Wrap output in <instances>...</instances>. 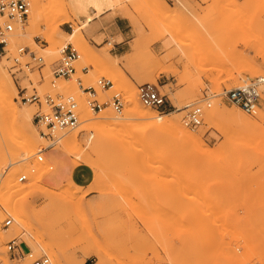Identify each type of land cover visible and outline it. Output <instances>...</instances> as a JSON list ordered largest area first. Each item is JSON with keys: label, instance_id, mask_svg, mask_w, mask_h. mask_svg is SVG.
Masks as SVG:
<instances>
[{"label": "rangeland", "instance_id": "374dc122", "mask_svg": "<svg viewBox=\"0 0 264 264\" xmlns=\"http://www.w3.org/2000/svg\"><path fill=\"white\" fill-rule=\"evenodd\" d=\"M155 1L116 0L111 19L123 17L129 25L127 38L96 37L91 26L85 28L87 41L72 43L81 55L77 72L52 86L53 66L68 44L62 32L71 33L69 24L75 27L97 15L76 10L68 0H33L28 21L16 29L10 56L19 47L43 56L44 80L37 69L25 67L28 57L17 73L6 58L0 65L18 90L16 105L33 116L38 105L26 103L22 95H32L34 88L41 95H74L81 120L86 110L95 114L89 100L107 102L117 93L123 97V112L117 113L111 103L101 112L129 116L128 95L135 92L142 108L179 121L205 142L204 150L194 143L184 146L169 134L154 139L152 131L126 142L115 133L106 146L92 148L88 123L81 122L69 133L78 134L81 159L57 149V135L44 137L49 145L36 149L33 157L16 158L21 139L0 103V264H31L8 251L14 238L37 255L48 254L55 264H264V0H164L167 13L156 11ZM38 5L40 27L34 30L32 14ZM51 25H58L54 41L47 37ZM106 38L128 42L129 52L113 56L112 46L103 43ZM103 78L113 87L102 89L98 81ZM79 79L97 95L80 88ZM253 82L261 92L255 115L218 95ZM145 83L166 95L165 111L143 105L138 86ZM205 92L212 94V106L206 108L203 125L192 129L185 118L193 106L205 105ZM30 129L43 136L33 120ZM166 160L182 165L185 174L157 175L156 166ZM43 161L51 171L41 179L35 163ZM74 163L82 172L76 181L66 173ZM23 174L28 178L22 182ZM64 185L77 192L79 201L61 198ZM23 210L29 213L30 229L14 217ZM8 216L14 223L7 229Z\"/></svg>", "mask_w": 264, "mask_h": 264}, {"label": "built area", "instance_id": "2783aa9c", "mask_svg": "<svg viewBox=\"0 0 264 264\" xmlns=\"http://www.w3.org/2000/svg\"><path fill=\"white\" fill-rule=\"evenodd\" d=\"M32 8L33 0H0V60L2 61L6 58L8 61H12L13 64L10 69L13 73H17L23 71L22 58L28 57L30 60L25 63V67L33 70L37 69L41 74V80H44L42 70L47 66V63L43 56L29 47H19L17 55L10 56V46L12 39L16 36V29L19 25L22 26L28 21ZM69 27L73 29L71 24H69ZM120 43L109 39L104 41L105 45L112 46L113 49ZM60 55V59L52 69V86H56V81L59 79H70L77 72L75 63L81 57L79 51L71 43L64 45L60 49ZM78 84L86 93H90L92 96L97 95L95 88L93 86L84 87L81 79H79ZM98 85L102 89H110L113 87V82L103 78L98 81ZM138 92L143 105L161 111L167 109L168 98L166 95H162L154 85L150 83L142 84L138 86ZM26 94L27 92L22 95V100L26 101V103L37 104L39 107L33 121L44 137L55 138L59 133L69 132L79 127L81 114L79 103L74 95H52L50 93L41 95L37 88H34L32 95L27 96ZM210 95L212 94L205 92L203 98L205 105L197 104L188 112L185 118V124L188 127L198 129L203 125L206 108L209 109L212 106ZM218 95L223 101L238 105L251 115L257 114L259 110L261 92L257 82L225 90ZM110 103L117 113L121 114L123 112V97L119 93L115 94L111 101L101 102L96 98L88 101L91 110L95 113L102 111ZM44 106H46V109H44ZM27 178V174H23L19 177V181H26ZM13 223L14 218L8 216L4 220V227L8 229ZM7 247L14 258H28L31 264H55L48 254L37 255L28 244L24 241H19L17 238L10 240L7 243Z\"/></svg>", "mask_w": 264, "mask_h": 264}, {"label": "bare ground", "instance_id": "6f19581e", "mask_svg": "<svg viewBox=\"0 0 264 264\" xmlns=\"http://www.w3.org/2000/svg\"><path fill=\"white\" fill-rule=\"evenodd\" d=\"M69 3L76 8V10H82L83 12H91L92 14H96L97 16H100L102 12H104L106 9H115L117 7L116 0H68ZM155 7L156 11H165L167 13L168 6L164 0H156L155 1ZM40 6L38 5L32 14V27L35 29H38L40 26ZM170 20L168 22L174 21L173 18H169ZM92 19L85 21L83 24H78L77 26L73 27V31L71 33L68 32H62V36L66 38L68 43L73 42H83L85 43L86 37H85V28L88 27ZM49 32L47 33V37L49 41H54L55 36L54 34L58 32V25H51L49 28ZM51 30V33H50ZM35 32H24L22 36L31 37L33 33ZM17 36V32H16ZM14 38L12 39L13 42ZM179 46V45H178ZM52 54V53H51ZM108 58L112 61H115V58L113 56H108ZM117 60V59H116ZM0 103L1 106L4 108L6 113L8 114L9 118L13 122V125L15 126V129L18 132V138L21 139L18 146V157H24L25 159H29L33 157L36 154V149L44 150L47 148L49 144H46L44 141V136H41L38 134L37 131L31 130L30 125L33 120V114L32 111L29 109L20 110L18 106L16 105L15 99L18 94V90L10 77V75L3 69V67L0 65ZM128 99L130 102V114L129 116L125 118H117L111 113L107 112H97L93 114L90 110H86L85 118L84 120H81V122H87L85 129L91 132L92 134V141L91 145L92 148H100L102 146H106L109 138L111 135L118 133L121 134V140L122 142H126L127 139L131 137H140L144 133H147V131H152L155 133V138L158 139L164 136H167L169 134V137L173 140H177L183 143L184 146L191 145L194 143L199 150H204V147L206 146L205 142L195 134L191 133L189 130L186 129L179 121H176L169 117V115H162L157 111L152 110H146L140 106L138 103L137 95L135 92L128 95ZM144 107V106H143ZM103 111V110H102ZM106 111V110H105ZM110 112V111H109ZM128 115V114H127ZM209 119H212V114H210ZM80 122V123H81ZM73 131V130H72ZM69 132L59 133L57 134L55 144H58L57 149H62L67 151L71 155H75L78 159L82 158V154L84 153V149L82 145L79 143L78 134L77 132L70 134ZM115 140H112V143H114ZM39 146V147H38ZM122 146V145H121ZM38 147V148H37ZM50 147V146H49ZM40 159V158H39ZM43 159V158H41ZM40 161V160H39ZM44 162V161H43ZM167 162V163H164ZM162 164L156 166V169L154 172L157 175H184L186 170L182 165H177L173 161H164ZM42 163V162H41ZM36 164V171L39 172L40 178L42 179V175L50 171V168H48V162L45 161L44 164L35 163ZM8 182V188H11L12 184H9ZM66 187V185H64ZM63 187V188H64ZM62 189V188H61ZM79 190L78 188H76ZM61 198H68L70 200H73L74 202H77L78 195L77 192L74 191V189L67 186L63 191L60 193ZM50 197V196H49ZM4 204L10 208L12 205L10 203H7L8 201H4ZM42 214V213H41ZM16 222L20 224L22 227H27L30 229V227L27 226L26 217L29 215L27 211H20L19 213L15 214ZM17 224V225H18ZM31 226V224H28ZM21 231H19L20 233ZM24 232V231H22ZM38 233L42 234V231H38ZM21 234V233H20ZM26 235V233H25ZM0 238V243H1ZM33 248H35L34 245H32ZM55 248V247H54ZM54 250V249H53ZM52 252V251H51ZM52 255L56 258L57 254L55 252H52Z\"/></svg>", "mask_w": 264, "mask_h": 264}, {"label": "crops", "instance_id": "0c3cea01", "mask_svg": "<svg viewBox=\"0 0 264 264\" xmlns=\"http://www.w3.org/2000/svg\"><path fill=\"white\" fill-rule=\"evenodd\" d=\"M93 11H95V10L91 9L92 13H93ZM112 12H113V9H106L104 12L101 13L100 16H96L93 18V20L88 25V28L90 26L92 27L91 32L96 37H99L102 34H104L105 36H110V37H116L119 34H122L124 37L127 38V36L129 35V32L127 31V28L129 25L126 23V21L121 16H117V17H114L111 19ZM88 28H87V31H88ZM106 39L104 41H106ZM104 41H103V43H104ZM127 43L128 42L123 41L120 44H118L115 47V49L111 52L112 55L116 56V57H120V58L125 56L129 52V49L127 47ZM87 72H88V70H84V73H87ZM165 86H166V84L161 85V87H165ZM77 166L78 165H76L74 163L70 168V170H71L70 173H69V169L66 170V173L68 175L69 174L71 175V178L73 179V181L81 179L82 172H81L80 168H75ZM50 171H48L47 173H49ZM94 173H95V171H94ZM69 179H70V176H69ZM85 181L82 180V183H85ZM88 181L89 182L92 181L91 177L88 179Z\"/></svg>", "mask_w": 264, "mask_h": 264}]
</instances>
